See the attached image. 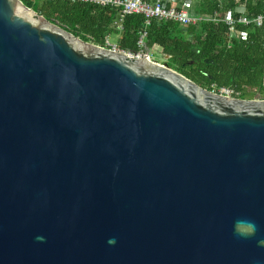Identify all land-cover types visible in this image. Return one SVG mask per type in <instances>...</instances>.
<instances>
[{"label": "water", "instance_id": "water-1", "mask_svg": "<svg viewBox=\"0 0 264 264\" xmlns=\"http://www.w3.org/2000/svg\"><path fill=\"white\" fill-rule=\"evenodd\" d=\"M0 264H264V100L0 0Z\"/></svg>", "mask_w": 264, "mask_h": 264}, {"label": "trees", "instance_id": "trees-1", "mask_svg": "<svg viewBox=\"0 0 264 264\" xmlns=\"http://www.w3.org/2000/svg\"><path fill=\"white\" fill-rule=\"evenodd\" d=\"M47 21L57 24L83 42L103 46L105 38H114L121 51L137 53V41L142 32L145 50L167 56L166 67L181 74L208 91L227 89L241 93L252 90L264 99V22L257 28L237 23L238 8L250 20L264 13V0H176L181 6L190 3L189 16L212 18L183 30L171 21L152 20L148 26L142 15L126 16L122 31L112 23L120 8L52 0H20ZM234 20L231 32L225 24Z\"/></svg>", "mask_w": 264, "mask_h": 264}, {"label": "built area", "instance_id": "built-area-1", "mask_svg": "<svg viewBox=\"0 0 264 264\" xmlns=\"http://www.w3.org/2000/svg\"><path fill=\"white\" fill-rule=\"evenodd\" d=\"M52 1H62L69 3H79L86 5H93L102 8H120V12L117 15L116 20L112 23L113 27L117 31H122V23L126 16L131 15H142L145 20V25L148 26L152 20H156L158 22L162 21H171L180 24L181 28L185 30L190 25H196L201 21H218L217 15H214L212 18H193L189 16L190 3L184 2L181 6L177 5L176 0H52ZM237 13H239V18L237 19V23L242 24L244 26H248L253 24V26L259 28L262 26L264 22V13L256 16L254 19L250 20L244 13L242 8H238ZM225 24L228 26L229 31L231 32L232 25L234 24V20L228 16L225 19ZM146 37V33L142 32L139 40L137 41V47L139 51L137 53H130L126 51H121L117 48L116 44L111 43L108 38H105V42L103 46H99L101 48L113 51L120 52L126 54L132 59H141L147 58L149 61L156 62L153 57L150 55L148 51L145 50L144 38ZM165 60H168V57H164ZM161 66H166L159 64ZM213 93L222 95L224 97L230 99H239L241 98V93L233 92L227 89H217L212 90Z\"/></svg>", "mask_w": 264, "mask_h": 264}, {"label": "rangeland", "instance_id": "rangeland-1", "mask_svg": "<svg viewBox=\"0 0 264 264\" xmlns=\"http://www.w3.org/2000/svg\"><path fill=\"white\" fill-rule=\"evenodd\" d=\"M110 42L114 43V38H110ZM150 55L153 57V59L158 62L159 64L165 65L166 64V60H165V56H162L161 53L158 52H151ZM254 91L249 90L245 92V97L244 100H264L263 97L258 94V93H253Z\"/></svg>", "mask_w": 264, "mask_h": 264}]
</instances>
